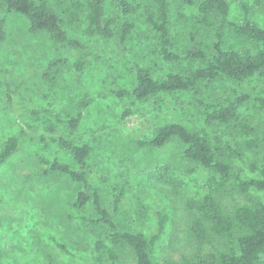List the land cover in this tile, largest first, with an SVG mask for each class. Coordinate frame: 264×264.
<instances>
[{"label":"trees","instance_id":"16d2710c","mask_svg":"<svg viewBox=\"0 0 264 264\" xmlns=\"http://www.w3.org/2000/svg\"><path fill=\"white\" fill-rule=\"evenodd\" d=\"M235 1L241 12L237 20L232 18L231 0H0V45L7 40L9 15L19 14L27 20L30 33H44L56 48L76 54L74 69L78 82L89 65L109 57L129 72L132 82L128 86L115 84L100 92L104 97L113 95L129 101L123 118L131 114L138 101L176 91L195 94L188 104L193 109L190 118L183 116L180 109L169 111L159 117L151 135L139 141L141 146L158 149L176 138L184 146V157L209 172L203 184L204 194L185 200L191 252L183 254L180 260H159L156 243L166 228L168 216L164 211L158 212L159 229L150 239L140 229L121 228L116 216L129 187L117 184L111 204L106 206L101 186L90 176L88 158L93 147L74 137L85 109L95 98L86 97L62 111L31 108L14 102L7 83L0 109L22 113L25 125L6 139L0 151V168L17 152L22 138L37 140L39 136L31 130L35 131L36 122L47 117V135L40 139L49 138L57 143L60 154L53 159L37 154L42 165L39 175L47 177L53 173L75 185L74 197L69 202L72 210L79 212L92 206L91 215H81L80 219L83 225L104 227L103 234L93 242L97 262L264 264V199L253 193L264 192V155L246 159L247 151L256 155L264 151V120L262 126L254 122L259 113L264 115V26L252 17L254 4L264 11V0ZM173 3L179 4L176 13ZM184 8H192L193 14L187 20L188 45L178 47L171 23L172 17L178 22L186 21ZM82 23L84 33L99 39L100 44H87L73 34ZM202 31L210 32L208 43ZM134 35L137 48L144 55L168 63H197V67L183 73L155 75L151 65L130 55L129 42ZM228 35L241 46L227 47ZM67 64L68 57L53 58L42 77L52 86L57 85V76ZM217 81L230 84L213 91ZM58 124L66 134L55 135ZM239 162H247V166ZM151 176L168 185L175 195H182L183 181L174 176L170 164L156 165ZM99 182L107 184L109 179L103 176ZM139 200L136 205L141 220L144 205ZM68 218L73 219V214ZM216 240L224 241L225 247L208 249ZM57 246L70 252L62 243ZM45 255L48 264H55L52 254Z\"/></svg>","mask_w":264,"mask_h":264},{"label":"rangeland","instance_id":"374dc122","mask_svg":"<svg viewBox=\"0 0 264 264\" xmlns=\"http://www.w3.org/2000/svg\"><path fill=\"white\" fill-rule=\"evenodd\" d=\"M231 2L232 18L237 20L241 12L237 2ZM178 5L173 3L174 13L178 11ZM184 11L186 21L178 22L172 17L171 30L178 47L188 45L187 30L190 24L187 20L191 18L193 9L184 8ZM252 17L264 26V11L256 4ZM8 22L7 40L0 45V98L5 100L7 83L12 89L14 102L27 104L31 108L62 111L86 97L95 98L85 109L74 137L93 147L92 155L88 158L92 171L90 176L101 186L104 204L110 206L117 184L128 186L126 199L116 216L120 227L140 229L150 239L159 229L158 212L164 211L168 220L156 243L158 259L180 260L183 254L190 253L191 243L187 236L189 214L185 200L204 194L203 184L209 172L184 157V146L176 138L158 149L141 146L139 141L150 136L159 117L169 111L180 109L183 116L190 118L193 109L188 104L194 98V92L176 91L138 101L133 105L131 114L123 118L129 101L113 95H100L109 86H128L132 82V75L115 60L111 57L96 60L87 67L78 82L74 69L76 54L56 48L44 33H30L27 20L19 14L9 15ZM84 28L85 23H82L73 30V34L87 44L99 43V39L86 35ZM202 33L208 43L210 32ZM135 37L129 42L130 55L144 65H151L155 75L183 73L197 67V63H168L155 56L147 57L138 50ZM225 44L227 47L241 46L231 35H228ZM58 56L68 57V64L57 76V85L52 86L42 77V73L49 62ZM229 84L226 81L214 82L213 91ZM186 108L190 111H185ZM47 119L44 116L36 122L35 131L31 130L33 135L39 136L37 140L22 138L17 152L0 168V264H48L45 252L53 255L55 264H109L106 261L97 262L94 255L93 242L103 234L104 227L83 225L80 219L81 215H91L92 206L88 205L79 212L72 210L69 202L74 197L75 185L68 182L66 177L53 173L47 177L39 175L42 165L37 154H44L50 159L60 154L57 143L49 138L46 141L40 139V136L47 135L44 129ZM24 120L25 116L15 109H0V151L6 139L25 125ZM263 120L264 115L259 113L254 122L262 126ZM61 133L66 134V131L58 124L55 135ZM263 155L264 151L259 155L247 151L246 159L261 158ZM165 163L170 164L174 176L183 181L180 196L151 176L156 165ZM239 164L247 166V162ZM103 176L109 179L107 184L99 182ZM253 193L264 199L263 191ZM137 199L144 205L141 220ZM69 214H73L74 218L69 219ZM57 243L64 244L70 252L59 248ZM224 247L222 240L208 245V249Z\"/></svg>","mask_w":264,"mask_h":264}]
</instances>
